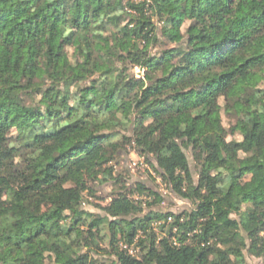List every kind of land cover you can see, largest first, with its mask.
Returning a JSON list of instances; mask_svg holds the SVG:
<instances>
[{"label": "trees", "instance_id": "trees-1", "mask_svg": "<svg viewBox=\"0 0 264 264\" xmlns=\"http://www.w3.org/2000/svg\"><path fill=\"white\" fill-rule=\"evenodd\" d=\"M127 149L191 209L113 176ZM98 173L103 215L80 210ZM245 254L264 264V0H0V264Z\"/></svg>", "mask_w": 264, "mask_h": 264}, {"label": "rangeland", "instance_id": "rangeland-1", "mask_svg": "<svg viewBox=\"0 0 264 264\" xmlns=\"http://www.w3.org/2000/svg\"><path fill=\"white\" fill-rule=\"evenodd\" d=\"M136 73H139L136 70ZM223 125L228 128L233 125V121L229 119L226 115L223 114ZM12 135H15L12 133ZM235 138H239V136H235ZM230 139V136L227 137V140ZM127 153H121L120 156L111 160L105 168L112 167L113 176L118 174L124 175L127 184H132L136 181H141L148 185L149 187H156L160 193L162 201L158 204V208L161 211H173V212H181L183 210L191 209L192 205L185 200L176 198L173 194L169 192V190L165 187V185L161 182L160 177L152 168V163H154V159L151 157L146 159V157L138 156L133 149H127ZM188 160L190 163V169L193 177L196 179V166L191 158L189 152H187ZM87 186L89 189H86L83 194V202L80 205V210L85 212L94 214V215H103L101 207L106 205L112 197L120 191V185L115 184L110 180H104L103 174L98 173L95 178H87ZM154 207V206H153ZM147 209V208H146ZM144 210L143 213H146L147 210ZM232 217L236 218V215H232ZM69 221V219H67ZM68 221H66L68 223ZM164 223L161 221L160 225L155 224V221L150 223L149 228H153L154 231L158 232L160 226ZM152 229V230H153ZM108 234L107 229L103 231ZM107 240H102L100 242L101 247L105 246ZM133 244V247H135ZM136 248V247H135ZM132 253L138 256L139 252L133 250ZM104 258H109L107 255ZM244 264H263V260L260 257L248 256L245 254V263Z\"/></svg>", "mask_w": 264, "mask_h": 264}, {"label": "built area", "instance_id": "built-area-1", "mask_svg": "<svg viewBox=\"0 0 264 264\" xmlns=\"http://www.w3.org/2000/svg\"><path fill=\"white\" fill-rule=\"evenodd\" d=\"M169 221H170V217L167 219V222H169ZM160 223H161V221H156L155 222V224H158V225H160ZM133 244L134 243H132L131 245L123 244L122 246H123V248H125L129 252V254L134 255V253H132V251L133 250L139 251V248L136 246V244H135L136 248L133 247Z\"/></svg>", "mask_w": 264, "mask_h": 264}]
</instances>
